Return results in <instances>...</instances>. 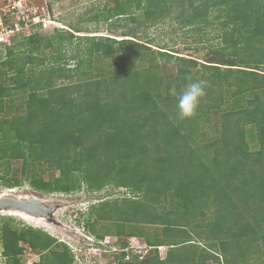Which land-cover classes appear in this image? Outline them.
I'll return each mask as SVG.
<instances>
[{
	"label": "trees",
	"instance_id": "trees-1",
	"mask_svg": "<svg viewBox=\"0 0 264 264\" xmlns=\"http://www.w3.org/2000/svg\"><path fill=\"white\" fill-rule=\"evenodd\" d=\"M109 1L95 22L132 21L127 39L73 27L2 44L0 184L41 195L125 189L82 221L98 242L143 239L151 254L130 262L122 251L118 264H264V0ZM217 18L221 45L202 62L145 32L169 19L199 32ZM192 81L206 95L181 120L172 89ZM24 246L38 264H79L46 231L2 217L7 264H23Z\"/></svg>",
	"mask_w": 264,
	"mask_h": 264
},
{
	"label": "rangeland",
	"instance_id": "rangeland-1",
	"mask_svg": "<svg viewBox=\"0 0 264 264\" xmlns=\"http://www.w3.org/2000/svg\"><path fill=\"white\" fill-rule=\"evenodd\" d=\"M110 2L109 0H0V54L4 53L2 44L12 45L21 35L28 36L31 33L47 35L54 29L72 32V28L75 27L81 30V33H75L79 36H109L117 40L127 39L120 37V34L125 31V27L135 26L132 21L121 19L118 24L115 22L112 29H109V25L105 22L98 24L95 22L94 16L100 15L99 12L104 9V5L111 6ZM181 22L182 19H169L145 30L146 36L153 39L155 45L175 51L179 56L195 58L199 62H202L201 59L208 52L210 45H221L222 41L218 38L223 33L221 19L213 20V24L199 32H191L188 27H182ZM86 31L96 33H84ZM140 33L139 39L146 41L142 38L144 33L141 30ZM200 37L204 40L200 41ZM197 40L198 42L195 43ZM13 166L20 169V163H15ZM9 191L18 196H36L50 205H58L54 219L59 226L10 212H1L0 219L4 216L12 217L23 226L46 231L58 241L67 244L75 254V261L79 264H118L117 257L122 251L121 244L124 239L108 234L101 242H98L85 232L82 221L90 205L110 198L128 197L125 189L106 187L98 192H87L82 189L70 194L41 195L34 192L28 185L9 190L0 184V195ZM126 242L127 245L129 243L134 245L133 249H128L129 252H126L130 262L141 261L143 257L151 254L143 239L139 237H130ZM165 251L167 248H159L160 255L163 256ZM235 257L239 259L238 254ZM254 257L252 255L251 259ZM38 261L39 256L24 246L23 264H38Z\"/></svg>",
	"mask_w": 264,
	"mask_h": 264
},
{
	"label": "water",
	"instance_id": "water-1",
	"mask_svg": "<svg viewBox=\"0 0 264 264\" xmlns=\"http://www.w3.org/2000/svg\"><path fill=\"white\" fill-rule=\"evenodd\" d=\"M58 208V205H50L36 196H18L10 191L0 195V213L21 214L31 219L59 226L54 219V214Z\"/></svg>",
	"mask_w": 264,
	"mask_h": 264
},
{
	"label": "clouds",
	"instance_id": "clouds-1",
	"mask_svg": "<svg viewBox=\"0 0 264 264\" xmlns=\"http://www.w3.org/2000/svg\"><path fill=\"white\" fill-rule=\"evenodd\" d=\"M205 86V81H192L178 94L173 87L172 92L177 97L176 108L181 120L191 119L196 114L201 100L206 95ZM104 246H106V244H104ZM162 247H158V250ZM2 252L3 249L0 248V264H7L8 258L4 256Z\"/></svg>",
	"mask_w": 264,
	"mask_h": 264
},
{
	"label": "built area",
	"instance_id": "built-area-1",
	"mask_svg": "<svg viewBox=\"0 0 264 264\" xmlns=\"http://www.w3.org/2000/svg\"><path fill=\"white\" fill-rule=\"evenodd\" d=\"M15 8V7H14ZM10 32H12V31H10ZM132 245H133V243H129V245L125 248V249H123L122 251H126V252H129L128 251V249H133L134 248V245H133V247H132ZM128 258H129V256L128 255H126V257H125V259L126 260H128ZM140 258H142V256H140Z\"/></svg>",
	"mask_w": 264,
	"mask_h": 264
},
{
	"label": "crops",
	"instance_id": "crops-1",
	"mask_svg": "<svg viewBox=\"0 0 264 264\" xmlns=\"http://www.w3.org/2000/svg\"><path fill=\"white\" fill-rule=\"evenodd\" d=\"M164 247V246H163ZM166 248V247H165ZM167 252L168 251H165L164 253H163V256H162V254L160 255L159 254V258H160V260H164L165 259V257L167 256Z\"/></svg>",
	"mask_w": 264,
	"mask_h": 264
}]
</instances>
